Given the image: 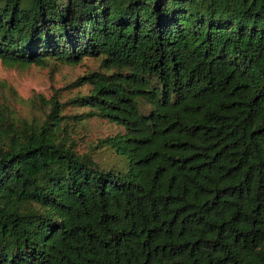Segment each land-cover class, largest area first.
I'll return each mask as SVG.
<instances>
[{
  "label": "trees",
  "instance_id": "obj_1",
  "mask_svg": "<svg viewBox=\"0 0 264 264\" xmlns=\"http://www.w3.org/2000/svg\"><path fill=\"white\" fill-rule=\"evenodd\" d=\"M89 58L41 118L0 97V264H264V0H0L3 65Z\"/></svg>",
  "mask_w": 264,
  "mask_h": 264
},
{
  "label": "rangeland",
  "instance_id": "obj_2",
  "mask_svg": "<svg viewBox=\"0 0 264 264\" xmlns=\"http://www.w3.org/2000/svg\"><path fill=\"white\" fill-rule=\"evenodd\" d=\"M97 66L94 59H84L78 65L50 63L45 67L30 66L27 68L7 67L0 62V97L15 116L31 119L41 118L47 111L45 102L59 98L64 102L71 96L87 94L90 86H72L88 70ZM81 108L66 107V113H81ZM80 142L81 153H92L98 161H108L114 155L105 150H92L98 139L113 136L122 131L116 125L97 118L89 119L83 128Z\"/></svg>",
  "mask_w": 264,
  "mask_h": 264
}]
</instances>
